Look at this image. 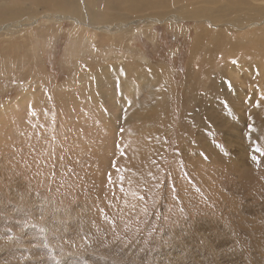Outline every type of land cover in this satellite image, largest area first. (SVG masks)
<instances>
[{"label": "rangeland", "instance_id": "obj_1", "mask_svg": "<svg viewBox=\"0 0 264 264\" xmlns=\"http://www.w3.org/2000/svg\"><path fill=\"white\" fill-rule=\"evenodd\" d=\"M200 1L0 30V264H264V15Z\"/></svg>", "mask_w": 264, "mask_h": 264}, {"label": "bare ground", "instance_id": "obj_2", "mask_svg": "<svg viewBox=\"0 0 264 264\" xmlns=\"http://www.w3.org/2000/svg\"><path fill=\"white\" fill-rule=\"evenodd\" d=\"M12 1L13 3L11 5H7V2ZM89 5L90 6V17L93 21L95 22H99L100 20L106 19L107 14H100L99 12H95L93 10V8H97V7H102L103 5L110 8V9H114L117 8V10H124V11H128V12H138L141 10H145V9H161L163 10V8H165L166 6H168L170 3L172 4H178L180 2L187 4V3H197L200 0H179V2H176V0H89ZM207 0H201L200 2H206ZM217 1H222V0H217ZM256 1L259 0H228L227 4H224V6L222 7V9H224L225 11L228 12L229 16V20H227L226 22H232L229 23L231 26L235 27V28H239L240 26L243 25V23H246L249 20V16L248 14H253L255 15V19L262 16V14L264 15V6H259L256 4ZM261 1V0H260ZM264 2V1H262ZM261 2V3H262ZM39 3H46L47 7L49 8V10L51 11H56L57 10H67L65 7H72L74 8V2L73 0H0V24H3V22H6V20L10 21L8 24L6 25H0V30L3 29L6 31L5 35H9V34H13L14 32L18 31V33H20L19 31L26 30L24 28L34 25L36 23V20H33L32 22H26L25 20L23 21L24 16H27L26 20L30 18V16H33V12L35 13V7L39 4ZM180 3V4H182ZM263 4V3H262ZM31 5V6H30ZM74 5V6H73ZM264 5V4H263ZM181 6V5H180ZM95 8V9H96ZM35 9V10H34ZM78 10H79V6H78ZM98 10V9H97ZM103 10V9H102ZM179 11V10H178ZM245 11V15L243 14V12ZM68 12V11H67ZM117 12V11H116ZM79 13V12H78ZM120 14V13H119ZM241 14V15H239ZM99 15V16H98ZM185 15V16H184ZM203 18L208 19V21H211V23H218L217 21H220V17L221 16H215L212 15L211 12H204L201 10H193L189 13L186 14V12H182L181 14H179V16H184V17H192V19L197 18L199 16H202ZM241 16V17H239ZM63 17H65L64 15H58V18L55 19L57 21H60L61 19H63ZM178 18H182V17H178ZM234 18V21H232ZM114 17H110V20L113 21ZM77 20V19H76ZM74 19V21H76ZM231 20V21H230ZM13 21V22H12ZM77 22H80L79 20H77ZM144 22V20H136L134 21L132 24L136 23H142ZM225 23V22H224ZM260 22H253V23H249V25H256ZM86 24V23H85ZM80 25H83L82 23H80ZM229 25V26H230ZM228 26V27H229ZM96 28L99 29H104L106 30L108 27H98L95 26ZM245 27V26H243ZM248 27V26H247ZM32 29V28H31ZM27 31V30H26ZM227 32V31H226ZM24 33V31H23ZM229 32H227L228 34ZM16 34V33H14ZM230 34V33H229ZM4 35V36H5ZM3 36V35H2ZM11 36V35H10ZM217 36V35H216ZM225 33H224V37H225ZM222 36H220L219 38H221ZM9 38V37H8ZM23 38V37H22ZM227 38L228 35H227ZM5 39V38H4ZM11 39V38H9ZM14 40V39H13ZM11 40V41H13ZM227 40V39H226ZM27 41V40H26ZM233 41V40H232ZM28 42V41H27ZM26 42V45H27ZM21 43V42H20ZM29 43V42H28ZM240 43V42H239ZM239 43H229V44H225L224 47L222 48V44L220 41H216L214 42L215 44V48H213L212 50H210V52H206V56L205 59L212 57L210 54L212 52H216L218 50V48H222V56H236V54L239 52V48H238V44ZM18 44V43H17ZM224 44V43H223ZM25 45V44H24ZM246 49V47H245ZM250 49V48H249ZM240 51H242L240 49ZM246 51L247 54H249L248 50H244ZM218 54V52H216ZM221 53V52H220ZM241 53V52H240ZM239 53V54H240ZM243 53V52H242ZM250 53H252V50H250ZM255 53H260L259 49H254L253 50V54L255 55ZM238 54V55H239ZM254 55H251L254 56ZM231 56V57H232ZM244 56V55H243ZM239 57V56H238ZM238 57L236 59H238ZM224 58V57H223ZM248 58V55L245 57ZM234 59V58H233ZM250 59V58H249ZM213 60V58H212ZM238 61V60H235ZM247 62V60H246ZM251 62V61H249ZM223 63V62H222ZM225 63V61H224ZM234 63V62H233ZM232 63V64H233ZM228 64V62H227ZM238 64V63H237ZM213 65V64H212ZM113 67V66H112ZM250 70V69H249ZM203 72V71H202ZM204 74V73H203ZM253 75V73H251ZM255 74V73H254ZM220 78V77H218ZM220 80V79H219ZM219 88L220 86L217 85ZM221 89V88H220ZM219 90V89H218ZM223 91V90H221ZM218 94V93H217ZM200 95V94H199ZM221 96V95H220ZM219 97V96H218ZM225 98V97H224ZM209 99H213L211 96L209 97ZM223 99V98H221ZM225 100V99H224ZM229 101L230 97H229ZM198 102V101H197ZM256 102V101H255ZM208 105V101L205 102ZM257 103V102H256ZM217 104H219V102H217L216 100H214L213 104H209L208 108H213V110H215L217 108ZM223 104V103H222ZM227 104V103H226ZM232 104V103H231ZM260 104V103H259ZM230 105V104H229ZM228 106V105H226ZM258 105L252 104L251 107L254 109H257ZM230 107H232L230 105ZM236 108V107H235ZM207 109V108H206ZM239 109V108H238ZM250 111V108H249ZM220 112V111H219ZM251 112V111H250ZM224 113V112H223ZM253 114V112H252ZM254 115V114H253ZM217 115H214L213 119L217 118ZM219 119V117L217 118ZM216 120V119H215ZM219 123V122H218ZM219 125V124H218ZM222 125V123H221ZM200 131V130H199ZM201 132V131H200ZM254 225V224H253ZM260 230V229H259ZM255 231V230H254ZM262 232V231H261ZM194 233V232H193ZM185 235V234H184ZM190 237H188L187 240H189ZM257 240L259 242H261V237H258ZM261 243H264L261 242ZM191 244V243H190ZM184 246V245H183ZM193 246V245H192ZM195 247V246H194ZM249 247V246H248ZM186 248V247H185ZM251 248V247H250ZM258 248V247H257ZM260 248V247H259ZM258 248V249H259ZM192 250V249H191ZM250 250V249H249ZM231 254V253H230ZM188 256L190 254H187ZM158 256V255H157ZM150 257V256H149ZM152 257V256H151ZM156 260V259H155ZM196 260V259H195ZM157 264V263H156ZM194 264V263H193Z\"/></svg>", "mask_w": 264, "mask_h": 264}]
</instances>
